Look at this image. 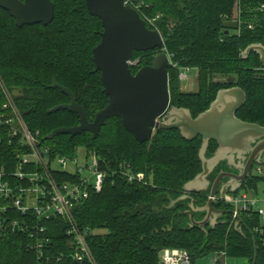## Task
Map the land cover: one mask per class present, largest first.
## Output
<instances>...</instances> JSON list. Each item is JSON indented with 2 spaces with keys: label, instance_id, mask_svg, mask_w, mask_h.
I'll return each mask as SVG.
<instances>
[{
  "label": "trees",
  "instance_id": "obj_1",
  "mask_svg": "<svg viewBox=\"0 0 264 264\" xmlns=\"http://www.w3.org/2000/svg\"><path fill=\"white\" fill-rule=\"evenodd\" d=\"M52 2L54 18L47 25L19 27L10 13L0 8V111L6 102V91L28 130L38 132V139L48 147L50 156L71 157L83 149L96 154L109 168L102 190L89 192V197L73 212L95 263L160 264L162 249L182 248L189 253L191 264L208 253L242 257L252 264L255 243L254 264H264V221L258 214L241 212L240 231L234 227L237 218L233 219L229 212L218 215L215 227L206 224L202 230L191 227L183 212L190 209V203L194 208L204 204L206 192L189 193L183 200L172 202L185 194L184 184L201 172L200 136L187 140L177 129H158L150 140L140 143L118 117H112L105 120L94 139L87 131L47 139L56 128L78 124L73 112H48L69 102L65 93L50 86L53 79L74 93L89 121L108 100L92 60V49L101 39V20L88 12L85 0ZM129 3L138 6L141 17L159 15L155 23L164 38L162 46L154 50L133 53L132 60H138V65L131 67L132 73L151 64L156 54L168 53L176 63L175 67H168L170 106L188 109L195 118L209 107L218 90L239 87L246 100L236 117L264 126V66L254 51L247 57L241 55L251 44L264 47V13L256 10L264 0ZM235 20H240L241 25ZM250 24L252 28H248ZM184 67L196 70L195 91L181 90L179 73ZM215 148L216 143L209 141L206 152L212 153ZM28 151L18 136L11 137L8 127L0 125L3 179L15 183L16 156ZM127 166L133 173H143L144 182H129L123 174ZM262 180L264 177L258 175L247 177L241 188L256 191ZM213 206L225 211L230 208L221 200L214 201ZM192 215L196 221L204 217L199 212ZM30 217L31 221L35 218ZM40 223L50 227L46 254L38 259L35 250L30 249L28 232L0 233V264H79L74 260L73 240L66 234L67 224L60 218Z\"/></svg>",
  "mask_w": 264,
  "mask_h": 264
},
{
  "label": "water",
  "instance_id": "obj_2",
  "mask_svg": "<svg viewBox=\"0 0 264 264\" xmlns=\"http://www.w3.org/2000/svg\"><path fill=\"white\" fill-rule=\"evenodd\" d=\"M85 4L88 12L101 20L103 29L99 43L92 49V60L95 70L100 72L102 91L108 98L107 104L95 112L93 120L89 121L84 106L77 103L74 93L53 79L50 86L65 93L69 102L58 104L48 109V112L68 110L77 115L78 124L56 128L47 135V139H53L58 134L72 137L85 131L90 132L94 139L105 120L112 117H118L122 126L140 143L150 140L158 129H177L187 140L200 136L202 142L198 156L201 172L184 184L182 190L185 194L172 202L183 200L189 193L204 190L198 184L206 182L210 187L207 200L195 208L190 203V209L183 214L188 215L191 227L198 226L202 230L206 224L211 228L215 227L218 215L231 213L230 210H217L213 206L215 197L236 192L248 176L224 173L208 181L207 175L211 167L221 163L227 152L235 153V146L242 144L249 146L247 164L256 161L257 164L264 165V126L243 122L235 115L245 103V93L239 87L220 89L209 107L195 118L188 109L170 106L169 61L166 54H156L150 65L140 67L135 73H132L129 65L134 52L154 50L162 46L158 30L148 28L138 11L124 0H85ZM0 8L7 10L19 27L39 23L47 25L54 18L52 0H0ZM251 51L258 54L264 66V47L260 43L251 44L241 52L242 57H247ZM209 141L217 144L211 158L205 156ZM226 176L232 179L229 180ZM193 212L202 213L204 217L196 221ZM239 224H243L241 217H237L234 223V227L240 231L242 226ZM255 259L254 243L252 264Z\"/></svg>",
  "mask_w": 264,
  "mask_h": 264
},
{
  "label": "built area",
  "instance_id": "obj_3",
  "mask_svg": "<svg viewBox=\"0 0 264 264\" xmlns=\"http://www.w3.org/2000/svg\"><path fill=\"white\" fill-rule=\"evenodd\" d=\"M124 2L138 11V6L129 3V0ZM256 10L263 14L264 4L259 5ZM237 13H240L238 9ZM141 18L152 26L151 29L158 30L155 22L159 15ZM235 21L238 26L241 25L240 20ZM248 28H252L251 24ZM158 32L160 33L159 30ZM160 35L164 43V38L161 33ZM164 54L169 65L175 67L172 56ZM137 64L138 60L129 61L130 67H136ZM192 69L194 68H181L179 80L186 81L187 73ZM4 93L6 102L1 106L0 125L7 126L8 134L11 137L18 136L19 142L27 146L29 151L16 156L14 184L3 179L4 169L0 168V233L28 232L31 238L30 249L35 250L38 259H41L46 254L44 247L51 239L47 235L50 227L44 226L40 221L60 218L67 224L66 234L73 240L74 260L79 264H96L86 244L85 233L78 228L73 212L79 203L89 197V192L102 190L103 182L110 174L109 168L104 167V162L96 154L83 149H79L71 157L50 156L48 147L41 145L38 132L34 134L28 130L11 96L6 91ZM255 168L256 174L260 175L261 166L256 165ZM125 169L123 174L129 182H144L143 173H133L129 166ZM215 200H221L230 207L233 219L240 217L241 212H253L264 221V194L258 195L255 190L240 188L223 197H215ZM31 215L35 217L33 221ZM58 256L57 262L61 260L63 253ZM160 264H191V257L185 249L164 248L160 251Z\"/></svg>",
  "mask_w": 264,
  "mask_h": 264
},
{
  "label": "flooded vegetation",
  "instance_id": "obj_4",
  "mask_svg": "<svg viewBox=\"0 0 264 264\" xmlns=\"http://www.w3.org/2000/svg\"><path fill=\"white\" fill-rule=\"evenodd\" d=\"M138 65V64H137ZM150 65V64H149ZM143 66V65H142ZM140 66V67H142ZM146 66V65H145ZM139 67V68H140ZM216 148H217V144H216ZM216 148L213 150L215 151ZM241 149L240 153L236 156H238L237 158L235 157H226L221 163H219L218 165H214L213 167H211V169L209 170L208 172V175H207V180L208 181H212L214 180V178L216 176H218L219 174L223 175L224 173L226 174H234L235 176H241L243 174H247L248 177H251L253 176V170L254 168L256 167L257 163L256 161H252L250 163L247 164L248 160H249V155H250V150L248 148L244 149V152L243 151V148H239V150ZM214 152L212 153H205V156L207 158H211L212 155H213ZM259 156L256 157V159H258ZM210 165V164H209ZM246 166V167H245ZM248 166V167H247ZM247 169V170H246ZM246 170V171H245ZM213 177V178H212ZM227 177V176H226ZM225 177V178H226ZM229 180L232 179L230 177H227ZM246 179H244L241 183V186L243 185V182L245 181ZM233 181V180H232ZM234 182V181H233ZM198 187L200 189H204L202 191L206 192L208 195V192H209V189L210 187L207 186L206 182H202L200 184H198ZM208 197V196H207ZM206 197V198H207ZM214 204V203H213ZM230 208H228L229 210ZM231 211V210H230ZM212 218H210V220H212Z\"/></svg>",
  "mask_w": 264,
  "mask_h": 264
},
{
  "label": "crops",
  "instance_id": "obj_5",
  "mask_svg": "<svg viewBox=\"0 0 264 264\" xmlns=\"http://www.w3.org/2000/svg\"><path fill=\"white\" fill-rule=\"evenodd\" d=\"M240 147L243 148V151L246 148L249 149L248 145H243L242 144L240 146H235L237 151L235 153L227 152L226 155L225 154L223 155V157H224L223 160L226 157H235V158H237L238 156H236V155H238L239 152L241 151V149L239 150ZM231 148H234V147L232 146ZM231 148H228V149H231ZM244 152H246V151H244ZM240 153H242V152H240ZM233 154H235V155L233 156ZM257 165H259V164H257ZM210 166H212L211 163H210ZM205 256L198 258L197 260L194 261L193 264H217V262H218V264H246V262H247V264H250V262L246 258H242V257H226L222 253L221 254L208 253ZM228 258H239V259H237L236 261L235 260H231L230 261Z\"/></svg>",
  "mask_w": 264,
  "mask_h": 264
},
{
  "label": "rangeland",
  "instance_id": "obj_6",
  "mask_svg": "<svg viewBox=\"0 0 264 264\" xmlns=\"http://www.w3.org/2000/svg\"><path fill=\"white\" fill-rule=\"evenodd\" d=\"M187 76H188V79L186 81H182L181 82V90L183 91H195L197 86H196V70L195 69H192L190 70L188 73H187ZM261 169H262V173L258 176H261V177H264V165H261ZM256 168H254L253 170V174L254 175H257L256 174ZM242 189V188H241ZM256 193L258 195H262L264 194V180L260 181L258 184H257V190H256ZM226 204V203H225ZM228 206V205H227ZM206 257V256H205ZM230 261L231 260H237L239 258H228ZM246 262V261H245ZM247 264V262H246Z\"/></svg>",
  "mask_w": 264,
  "mask_h": 264
}]
</instances>
